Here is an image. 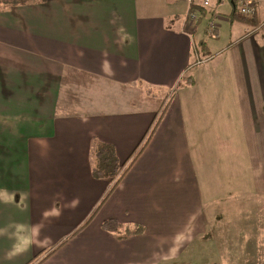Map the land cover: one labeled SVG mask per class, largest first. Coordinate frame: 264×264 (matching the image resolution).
I'll return each instance as SVG.
<instances>
[{"label": "crops", "instance_id": "obj_1", "mask_svg": "<svg viewBox=\"0 0 264 264\" xmlns=\"http://www.w3.org/2000/svg\"><path fill=\"white\" fill-rule=\"evenodd\" d=\"M202 1L0 0V264H171L215 234V264H264V0ZM160 116L110 193L94 142L124 164Z\"/></svg>", "mask_w": 264, "mask_h": 264}, {"label": "rangeland", "instance_id": "obj_2", "mask_svg": "<svg viewBox=\"0 0 264 264\" xmlns=\"http://www.w3.org/2000/svg\"><path fill=\"white\" fill-rule=\"evenodd\" d=\"M175 0H140V9L139 13L142 14L143 16H156L163 14L165 15L166 13L170 12L171 6H169L171 3H174ZM224 5L226 6L225 9L221 8L218 3H213L212 5V11H216L217 15L219 13H225L226 9H228L229 6V1L224 0L223 1ZM4 4L1 6L2 9H6L5 6L3 8ZM8 7H12L11 5ZM185 10V7H184ZM1 11V10H0ZM4 11V10H3ZM5 11H10V10H5ZM213 12V13H214ZM185 14V11H182L181 16ZM182 18V17H181ZM210 17H202L198 21L199 25V34H201L202 38H205L206 40H211L205 33V31L211 27V24H216L214 21H209ZM211 38H214L213 36ZM156 92V106L159 107L161 106L162 102L168 97L169 91L166 90H157ZM109 180V179H105ZM222 205V203H220ZM219 204V205H220ZM251 204L250 203H243L242 205L239 204L238 209L243 210L247 212V210L250 208ZM224 210V208H220V210ZM216 211V209H214ZM210 213V224L213 226L215 225L216 222V216H212ZM245 212V213H246ZM237 222L238 226L245 227V220L244 218L242 219H234ZM218 219H217V225H218ZM227 222H229V219H226L225 221H221V225H227ZM215 235H210L209 239L206 240H199L195 243L192 249H189L181 258V260L176 261L171 264H215L216 262V240H215ZM238 236V235H237ZM214 262V263H213ZM253 264V262H252Z\"/></svg>", "mask_w": 264, "mask_h": 264}, {"label": "trees", "instance_id": "obj_3", "mask_svg": "<svg viewBox=\"0 0 264 264\" xmlns=\"http://www.w3.org/2000/svg\"><path fill=\"white\" fill-rule=\"evenodd\" d=\"M232 1L236 5V0H232ZM235 15L237 16L236 12H235ZM183 84H187V82L182 83V84L180 83V87L185 86ZM162 116H160L157 120H155L151 131L148 133V135H146L142 144L138 147V149H136L132 157L124 164H120V161L118 160L117 155H116V150L113 146L109 144H105L97 140L94 142L93 154H94V160H95L96 165L92 169L93 170L92 174H93V177L97 180L109 179L111 182H113V186H112V189L110 190V193H112V191L116 188V186L123 180L124 176L130 169L132 164L141 155V153L146 149V147L148 146L151 138L153 137L156 129L158 128L162 120ZM98 210L99 209H97L96 212L93 213V216H95ZM93 216L90 218L87 224L93 219ZM102 228L106 232L117 234L119 230L121 229V225L116 220H106L102 224ZM79 231L77 233H74L73 236H76L79 233ZM140 233L141 232L138 230L135 232L127 233V235L133 236L136 234L138 235Z\"/></svg>", "mask_w": 264, "mask_h": 264}, {"label": "built area", "instance_id": "obj_4", "mask_svg": "<svg viewBox=\"0 0 264 264\" xmlns=\"http://www.w3.org/2000/svg\"><path fill=\"white\" fill-rule=\"evenodd\" d=\"M189 3V5L192 7L195 3V0H184ZM238 11L241 16L243 17H253L256 14V7H255V0H236ZM211 0H203L202 1V7L208 8L210 7ZM193 20L197 19V16L195 14L191 15ZM216 26L215 24H211V27H209V33L211 36H214Z\"/></svg>", "mask_w": 264, "mask_h": 264}, {"label": "water", "instance_id": "obj_5", "mask_svg": "<svg viewBox=\"0 0 264 264\" xmlns=\"http://www.w3.org/2000/svg\"><path fill=\"white\" fill-rule=\"evenodd\" d=\"M222 0H220V2H221ZM228 1H230L231 3H234L232 0H228Z\"/></svg>", "mask_w": 264, "mask_h": 264}]
</instances>
